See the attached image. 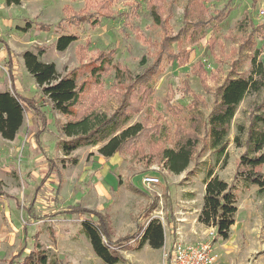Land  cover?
Masks as SVG:
<instances>
[{"label": "rangeland", "instance_id": "1", "mask_svg": "<svg viewBox=\"0 0 264 264\" xmlns=\"http://www.w3.org/2000/svg\"><path fill=\"white\" fill-rule=\"evenodd\" d=\"M104 1L23 0L9 4L7 0H0V91L11 89L6 59L1 57L2 43H9L14 52L18 93L39 102H43L41 88L25 67L23 53L26 50H33L36 45L43 47L45 53L41 59L54 62L60 75L77 70L78 84L91 81L86 64L96 60L100 53L114 51V60L124 67L127 77L124 80L117 77L115 68L111 67L100 78V84H92L83 97L89 101L94 94L92 109L114 114L120 107V94L124 97L127 92L131 93L129 86L136 75L154 63L158 65L160 43L152 42H159L163 33L149 15L153 0H111L106 6L108 11L100 8ZM156 2L161 4L164 17H168L169 32L178 33L184 26L187 0ZM226 4L232 12L218 32L208 30L198 43L188 40L181 43L182 49L190 55L185 65L165 60L158 66L160 72L152 87L153 95L140 111L129 116L127 125L145 122L149 128L147 135L158 132L161 127L158 123H164L171 136L176 128L184 133L193 131L194 126L203 130L195 116L191 118L188 112L195 106L194 99H199L196 104H200L199 110L207 117L226 77L232 71L243 75L249 72V55L254 50L260 51L259 57L264 63V36L257 37L255 43H247L253 27L264 25V0L206 2L214 15ZM69 8L73 12L66 13ZM92 19H101V22L92 24ZM241 21L247 25L246 30L240 26ZM41 24L45 25L44 29L40 28ZM63 31L79 39L65 51H59L56 41ZM210 38H216V42L210 43ZM171 46L177 52L180 44ZM198 64L201 67H197ZM168 101L175 106L188 105V108L170 109ZM45 110L49 126L40 137V146L33 137L39 129L38 120L29 108L25 109L24 124L14 143L0 136V181L5 193H0V264H9L14 255L24 250L19 258L22 259L37 250L38 243L47 250L50 264H105L81 230L82 221L93 215L77 208L102 213L113 241L134 237L125 240L131 246L139 242L140 229L150 218H160L167 239L164 248L154 249L147 244L140 250L122 251L126 261L119 264H170L165 253L180 239L173 237L167 222L169 211L164 191L171 199L174 212L186 217L187 225L183 230L197 237L180 242L210 243L221 264H264V190L259 186L248 185L243 178L237 180L238 211L229 240L218 238L213 227L200 226L197 218L203 204L208 169L213 167L220 178L229 184L234 182L238 161L247 151L246 130L254 114L264 113V88L249 94L237 110L225 151L226 166L223 158L218 160V153L204 150L201 144L198 151L202 153L180 175L162 165L160 150L171 144L164 138L154 145L140 141L130 151L110 158L99 153L102 144L82 146L67 154L64 144L71 138L62 131L67 119L49 103ZM239 126L245 129L242 134L238 133ZM237 135L241 137L240 145L235 141ZM200 139L203 143L204 132ZM260 171L264 174V165ZM146 175L158 177L160 182L147 186L143 183ZM97 184L110 188L109 196L99 197ZM134 188L147 194L138 193ZM72 207L75 208L72 213L56 214Z\"/></svg>", "mask_w": 264, "mask_h": 264}, {"label": "trees", "instance_id": "2", "mask_svg": "<svg viewBox=\"0 0 264 264\" xmlns=\"http://www.w3.org/2000/svg\"><path fill=\"white\" fill-rule=\"evenodd\" d=\"M21 1L23 0H7V3L18 4ZM110 1L106 0L101 3L100 8H105L108 11L106 6L108 7L107 4ZM156 1L161 2L162 0H153L154 3L152 2L149 7V15L163 33L159 42H152L160 43L161 49L157 55L158 65L154 63L152 67L150 66L136 75L134 83L129 86L131 93L127 92L124 97H121L120 94V107L112 115L99 113L92 109L95 100L94 94L90 95L91 100L89 101H85L83 97L92 84H100V78L111 67L115 68L117 77L121 76L122 80L127 77L124 67L114 60V51L106 54L105 52L100 53L96 60L86 64L85 66L89 68L92 77L91 81L85 80L82 84H78L80 75L77 70H73L66 75H60L54 62H45L41 59V56L45 53L43 47L36 45L33 50H26L23 53V60L26 69L41 88L43 102H39L18 93L15 80V61L12 49L6 44L5 47L8 53L6 63L11 89L0 91V134L2 138L15 140L24 124L25 109L29 108L38 120L39 129L33 137L40 146V137L48 130L49 126L48 114L45 110L46 105L49 103L67 119L62 126L63 133L71 138L64 144L67 154L82 146L102 144L98 150L99 153L106 158H110L117 153L130 151V148H134L140 141L148 145H154L160 143L161 139L164 138L171 141V144L163 146L160 150L162 165L175 175L185 172L195 157L202 153L201 150L198 151L201 144H203L204 150L209 149L218 153V160L223 158V165L226 166L225 151L237 110L249 94L258 93L264 88V63L260 60V51L254 50L249 55L251 65L246 75L241 74L239 71H232L226 77L224 83L218 88L217 99L207 117L199 110L200 104L199 106L196 104L199 99H194L195 106L198 108L195 109L194 106L188 112L191 118L195 116L196 122L200 123L203 130L194 126L193 131L184 133L176 128L173 136H171L170 129L164 126V123H158L161 124L158 132L147 135L149 128L145 122H136L132 125H127V123L130 119L129 116L140 111L147 98L153 95L152 87L160 72L158 66L165 60L178 62L179 66L185 65L189 61L190 55L184 48L182 49L181 43H185L184 40H188L190 43H198L206 37L208 30L218 32L220 25L232 12V9L226 4L223 10L214 15L206 5L207 0H187L184 10V26L178 33L171 34L172 32H169L168 17H164L160 11L161 4ZM71 11V8H69L66 13ZM90 17L92 18V16ZM100 22L101 19L91 20L92 24H99ZM239 24L243 26V30H246L247 25L243 21ZM249 24H251V21ZM39 26L44 29L42 26L45 25L41 24ZM59 30H62V27H59ZM263 36L264 25L253 27L252 35L247 39V43H255L257 37ZM78 39L77 35L63 31L56 41V48L59 51H65ZM209 42L215 43L216 38H210ZM172 43L180 44L177 52L172 50ZM197 67H201V64H198ZM200 79L203 86H206L203 75H200ZM166 104L174 110L188 108V105L175 106L169 101ZM160 130L161 133H159ZM200 130L202 133L204 132L205 140L203 143L200 139V134L202 135ZM244 131L243 126H239L238 133L242 134ZM246 132L245 145L247 151L238 161L234 182L229 184L226 180L220 178L213 167L208 169L205 176V195L198 221L206 227L215 228L217 237L224 241L229 240L231 237V229L235 224V215L238 211L237 180L243 178L246 184L257 185L260 190H264V174L260 171V167L264 165V113L253 115ZM235 141L240 145L241 137L239 135L235 136ZM2 184V181H0V193L3 194ZM133 190L147 194L146 191L143 192L137 188ZM164 199L168 202L169 218L167 222L172 235L176 237L174 209L166 191H164ZM74 209L72 207L56 214L68 213L69 211L72 213ZM77 209L82 212H90L93 215V217L82 221L81 230L90 242L95 254L105 264L124 263L126 258L122 255V251L140 250L146 244L154 249L165 246V228L160 218H150L146 226L140 227V233L142 232L140 240L136 246H131L125 240L135 239L134 237L113 241L109 226L102 213L89 211L85 208ZM36 247L37 250L30 251L22 259L19 258L23 256L24 250L20 251L13 256L9 264H50L47 250L42 249L39 243Z\"/></svg>", "mask_w": 264, "mask_h": 264}, {"label": "built area", "instance_id": "3", "mask_svg": "<svg viewBox=\"0 0 264 264\" xmlns=\"http://www.w3.org/2000/svg\"><path fill=\"white\" fill-rule=\"evenodd\" d=\"M160 182L155 176L146 175L143 183L147 186ZM170 264H221L220 257L210 243L188 245L180 241L174 242L171 251L165 253Z\"/></svg>", "mask_w": 264, "mask_h": 264}, {"label": "crops", "instance_id": "4", "mask_svg": "<svg viewBox=\"0 0 264 264\" xmlns=\"http://www.w3.org/2000/svg\"><path fill=\"white\" fill-rule=\"evenodd\" d=\"M3 44V46H4V49H3V51H2V53H3V55H1V57L2 58H5L6 59V62H7V60H8V53H7V50H6V47H5V45L6 44H8L9 45V47L12 49V47L10 46V44L9 43H2ZM12 53H13V56H14V52H13V50H12ZM6 68H7V63H6ZM7 75H8V72H7ZM8 77H9V75H8ZM17 83V82H16ZM21 130V129H20ZM20 130H19V132H20ZM19 132H18V134H19ZM18 134H17V136H18ZM0 136H1V134H0ZM17 136H16V138H17ZM2 137V136H1ZM16 138H15V140H6V139H4V138H2V139H4V140H6V141H9V142H11V143H14L15 141H16ZM96 190H97V193H98V195H99V197L101 196V198H106L107 196H109V192H111V190H110V188H109V190L108 189H106V188H104L103 186H100L99 184H97L96 185ZM103 196V197H102ZM174 216H175V219H176V229H175V231H176V237L177 238H179L180 239V241H191V240H193V239H196L197 237L196 236H194L193 235V233L190 231H188V233H186L184 230H183V227H186V217L185 216H181V217H179L178 216V214L177 213H175L174 212ZM197 218H198V215H197ZM198 224L200 225V226H204L203 224H201L200 222H198ZM165 228V227H164ZM166 235V234H165ZM173 237H175V236H173ZM167 240V239H166ZM87 241H88V239H87ZM89 242V241H88ZM165 243H166V241H165ZM147 245V244H146ZM166 245V244H165ZM164 248V247H163Z\"/></svg>", "mask_w": 264, "mask_h": 264}]
</instances>
